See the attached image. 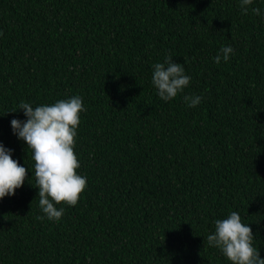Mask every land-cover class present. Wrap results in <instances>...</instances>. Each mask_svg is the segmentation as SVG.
Masks as SVG:
<instances>
[{"label": "trees", "instance_id": "1", "mask_svg": "<svg viewBox=\"0 0 264 264\" xmlns=\"http://www.w3.org/2000/svg\"><path fill=\"white\" fill-rule=\"evenodd\" d=\"M240 3L0 0V143L28 169L0 201V264H231L206 238L232 212L264 258V0L247 15ZM225 46L234 53L218 65ZM168 56L191 80L165 102L152 66ZM77 95L88 183L49 221L11 121L27 119L21 102Z\"/></svg>", "mask_w": 264, "mask_h": 264}, {"label": "clouds", "instance_id": "2", "mask_svg": "<svg viewBox=\"0 0 264 264\" xmlns=\"http://www.w3.org/2000/svg\"><path fill=\"white\" fill-rule=\"evenodd\" d=\"M252 4L253 0H241L243 14H248ZM251 11L261 15L258 7L251 8ZM233 53L231 46L222 47L214 62L218 65L221 59L227 62ZM152 68V83L165 102L183 93L190 84L191 77L185 74L184 64L174 63L171 56L155 63ZM202 99L198 95L184 96L190 108L198 106ZM19 109L27 119H13V133L26 143L27 149H31L41 211L49 221L58 222L65 213L63 205L76 206L88 183L87 177L77 172L81 165L74 151L80 113L85 111L83 100L77 95L35 108L30 103L21 102ZM12 157L13 150L0 143V201L8 196L14 197L28 178V169ZM39 218L44 219V216ZM254 237L250 225L242 223L238 212H232L226 219L215 221V231L207 236L206 243L219 249L231 264H264V258L253 246Z\"/></svg>", "mask_w": 264, "mask_h": 264}]
</instances>
